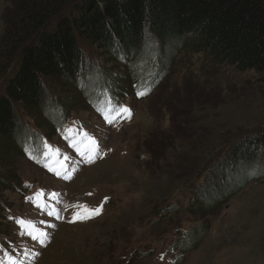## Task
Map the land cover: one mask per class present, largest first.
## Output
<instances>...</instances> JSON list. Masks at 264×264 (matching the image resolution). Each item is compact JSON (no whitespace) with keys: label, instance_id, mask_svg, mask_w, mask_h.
<instances>
[{"label":"rangeland","instance_id":"1","mask_svg":"<svg viewBox=\"0 0 264 264\" xmlns=\"http://www.w3.org/2000/svg\"><path fill=\"white\" fill-rule=\"evenodd\" d=\"M15 1L0 0V42L4 18ZM81 43L88 64L113 73L97 109L111 119L92 112L88 100L80 102L77 87H46L48 100L42 101L40 113L49 114L45 101L51 98L60 108H72L71 115L76 117L71 122L80 117L84 126L75 128L70 122L63 135L43 146V150L60 146L49 153L48 167L20 152L18 157L11 156L14 177L21 185L34 184L22 198L16 189L0 191V264H169L164 250L176 237V228L191 224L194 232L209 224L212 228L199 248L185 255L183 264H264V184H249L218 213L210 201L194 202L197 194H206L202 190L206 184L217 196L220 187L230 183V176L239 174V179L251 172L241 160L228 161L231 174L220 183L219 176H214L217 170L212 169L210 176L209 168L213 158V164L221 165L218 153L225 147L232 150L264 128V83L258 75L212 65L202 54L182 53L168 66H160L155 48L141 58L124 46L114 48V54ZM142 65L148 66V79L134 86L132 72ZM146 70L142 68V76ZM11 73L4 76V84ZM121 102L128 103V112L117 115ZM25 122L33 128L49 124L38 118ZM5 141L0 138L3 156ZM16 144L12 148L19 151ZM96 144L99 149L95 150ZM89 149L94 150L89 153ZM9 176L8 182L17 183ZM172 204L184 209L181 218L177 213L170 217L161 213ZM80 205L99 208V213L89 215ZM230 208L224 223H220L224 215L213 217ZM28 232H43V243ZM25 247L30 258L18 260L19 250Z\"/></svg>","mask_w":264,"mask_h":264},{"label":"trees","instance_id":"2","mask_svg":"<svg viewBox=\"0 0 264 264\" xmlns=\"http://www.w3.org/2000/svg\"><path fill=\"white\" fill-rule=\"evenodd\" d=\"M3 23L0 138L6 140L8 152L0 155V176H5L0 178L2 192L18 186L10 158L22 154L20 144L29 142L27 136L39 134L35 131L39 130L52 139L58 132L63 133L70 120L72 108H60L51 98L45 101L49 114L40 113L44 109L42 101L48 100L46 87L74 86L81 92H76V98L80 102L88 100L92 112L101 105V94L112 84L113 73L88 64L81 42L114 54V48L124 46L141 58L148 57L155 48L160 66H168L173 57L182 53L202 54L207 63L254 72L264 83V0H16ZM144 67L147 70L142 76ZM8 73L12 77L4 84ZM148 73L147 65L135 68L132 78L136 86L144 83ZM72 103L69 106L73 107ZM37 118L44 123L48 120V128L42 124L33 128L25 122ZM15 135L19 137L13 138ZM16 142L19 151L12 148L17 147ZM230 150L229 146L218 153L222 155L221 165L213 164L212 159L210 176L215 168L214 176H219L217 182L221 183L230 176V165L237 159L248 164L251 172L239 179V174L230 176V183H224L217 196L207 184L202 188L206 194H197L194 202L210 201L215 213L256 178L264 184V128H259L256 138L244 140ZM7 176L17 183L12 185ZM174 210L167 206L161 213L167 217ZM194 228L181 231L171 245L170 252L177 255L173 264H181L183 256L195 250L208 233V226L195 232Z\"/></svg>","mask_w":264,"mask_h":264},{"label":"bare ground","instance_id":"3","mask_svg":"<svg viewBox=\"0 0 264 264\" xmlns=\"http://www.w3.org/2000/svg\"><path fill=\"white\" fill-rule=\"evenodd\" d=\"M126 65H127V63H126ZM145 79H148V74H147V76L145 77ZM131 80H132V78H131ZM133 82H134V80H132ZM80 82H82V81H80ZM134 86H136V83L134 82ZM156 86V85H155ZM154 86V87H155ZM129 91H132V89L130 90L129 89ZM102 95V102H103V99H104V94H101ZM101 102V103H102ZM101 103H99V104H101ZM93 105V104H92ZM95 105H97V104H95ZM128 108L129 107V105H128V103H120V108L119 109H121V108ZM95 112L98 114V115H100V117L103 119V120H105L106 118L105 117H107L104 113H101V112H99V111H97V110H95ZM131 116H132V113L129 115V118L128 119H130L131 118ZM74 117H76V116H72V115H70V120H69V122L66 124V126H65V128H64V131H63V133L62 132H58L54 137L55 138H58V137H60L61 135H63L64 133H65V130H66V128H67V126L69 125V123L72 121V119L74 118ZM108 119H111V118H108ZM115 119V118H114ZM115 120H117V121H119L120 119H118V118H116ZM81 122H84L83 120H82V118H78V119H76V121L73 123V122H71L70 124H73V125H75V128H77V127H79V126H84V125H81ZM32 129V128H31ZM30 129V130H31ZM60 130V129H59ZM62 130V129H61ZM36 132L38 131V130H35ZM37 133H39V132H37ZM27 138H29V142H27V143H25V144H20V145H22V147H24L25 149H26V151H22V154L24 155V157L25 158H30V159H33V160H35L38 164H40V165H44V164H46V163H41L39 160H38V158H40V157H43L48 163L47 164H49V153L50 152H55V151H57V149H58V147H56L55 149H52V146H48L45 150H43V146L46 144V143H52L54 140H52V139H48V137L47 136H45V135H43V134H41V133H39V134H35V133H32L31 135H28L27 136ZM38 144L40 145V146H38ZM41 168H44V167H41ZM47 169V168H46ZM49 171H50V169L48 170V173H49ZM18 181H19V183H18V186L15 188L16 190H17V193L18 194H20V197L22 198L24 195H25V193L27 192V191H31L32 190V185L34 184L33 182H28V183H25V182H23L22 183V185H21V181L18 179ZM258 183H260V181L256 178L254 181H252L251 183H249V184H254V185H257ZM249 184H247L245 187H247ZM245 189V188H244ZM243 189V190H244ZM243 190L240 192V193H242L243 192ZM245 191V190H244ZM239 193V194H240ZM238 194V195H239ZM237 196V195H236ZM235 196V197H236ZM234 198V197H233ZM232 200V199H231ZM227 205V204H226ZM223 206V205H222ZM222 206L220 207V209L217 211V213L222 209ZM168 207H170V208H174L175 210L173 211V213H171V214H169L167 217H170V216H172L174 213H177L178 215H179V217L181 218L182 216H183V213H184V209H182L179 205H174V204H172L171 206H168ZM186 210H189V207H188V205L186 206V208H185ZM231 212H232V209L230 208L227 212H225V213H223L222 215L220 214H216L215 216H213V217H216L217 216V218H220V217H222L223 215H224V217L223 218H221V220H220V223H224L225 222V217L226 216H229L230 214H231ZM190 213H191V211H190ZM191 218H192V222L194 221V219H193V217H192V214H191ZM191 226H193L192 224L190 225V226H188L187 228H182V227H177L176 228V237L173 239V240H171L169 243H168V247H167V249L166 250H164V257L165 258H170V260H171V262L169 263V264H173L174 263V261H175V259L177 258V255H176V253L175 252H170V247H171V245L175 242V240H176V238H177V236H178V234L181 232V231H184V230H187L188 228H190ZM211 228H212V225L211 224H209L208 225V233L206 234V236H208L209 235V233L211 232ZM30 246H32V244H30ZM199 247H197L195 250H192V251H190V252H194V251H196L197 249H198ZM190 252H188V253H190ZM19 254H18V260H21V258H23V257H25V258H30V255L28 254V249L25 247V249L23 250L22 248H21V250H19V252H18ZM188 253H186L185 255H187ZM185 255L183 256V260H182V263L181 264H183V261H184V257H185ZM20 258V259H19ZM20 262V261H19ZM18 262V263H19Z\"/></svg>","mask_w":264,"mask_h":264},{"label":"snow or ice","instance_id":"4","mask_svg":"<svg viewBox=\"0 0 264 264\" xmlns=\"http://www.w3.org/2000/svg\"><path fill=\"white\" fill-rule=\"evenodd\" d=\"M137 95L138 96H143L144 95V93L143 92H138L137 93ZM128 112V109H126V108H121V109H119V110H117V115L119 114V113H127ZM106 119H108V117H105ZM109 122H111V121H109ZM92 143L94 144L95 142L94 141H92ZM94 149H89V153H91L92 151H93ZM77 151L79 152L80 150H79V148H77ZM80 154L83 156V155H85V153L84 152H80ZM51 170V169H50ZM57 176H60L61 175V173L60 172H56L55 173ZM65 178H69V177H67L66 175H65ZM42 195V193H37V196H41ZM53 195H55V194H53ZM37 207H40L41 208V210L43 211V207L41 206V205H39V204H37ZM79 208H81V209H84L85 211H87V212H89V215H95V214H98L99 213V208H97V209H95V210H88V209H86L85 208V206H83V205H80L79 206ZM49 216H51L52 214H53V212H48L47 213ZM80 215V213L79 212H77L76 213V216H79ZM18 223L19 224H21V225H23L25 222L24 221H18ZM29 236H31V238L33 239V240H37L39 243H43V239H42V237L44 236V233L43 232H37V234H32V232H28L27 233Z\"/></svg>","mask_w":264,"mask_h":264}]
</instances>
